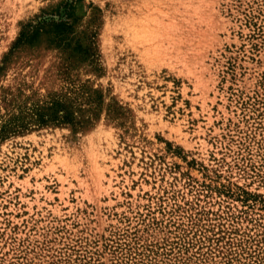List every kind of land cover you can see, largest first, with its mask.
<instances>
[{"label": "rangeland", "instance_id": "rangeland-1", "mask_svg": "<svg viewBox=\"0 0 264 264\" xmlns=\"http://www.w3.org/2000/svg\"><path fill=\"white\" fill-rule=\"evenodd\" d=\"M0 264H264V0H0Z\"/></svg>", "mask_w": 264, "mask_h": 264}, {"label": "trees", "instance_id": "trees-1", "mask_svg": "<svg viewBox=\"0 0 264 264\" xmlns=\"http://www.w3.org/2000/svg\"><path fill=\"white\" fill-rule=\"evenodd\" d=\"M27 26H31V25H27ZM31 31H28L26 26H23V32L21 33V37L26 36L27 34H30Z\"/></svg>", "mask_w": 264, "mask_h": 264}]
</instances>
